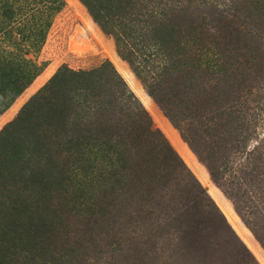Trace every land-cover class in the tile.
<instances>
[{
	"label": "rangeland",
	"instance_id": "rangeland-1",
	"mask_svg": "<svg viewBox=\"0 0 264 264\" xmlns=\"http://www.w3.org/2000/svg\"><path fill=\"white\" fill-rule=\"evenodd\" d=\"M147 5L167 10V16L150 22L144 18L142 24L151 23L152 27L147 35L138 36L139 27L132 23L139 24L141 16L127 27L124 18L142 15L141 8ZM105 6L113 10L104 13L102 28L80 0H65V7L52 19L46 43L37 54L28 56L44 70L21 99L17 98L0 116V132L62 68L90 71L110 63L138 100L131 102L133 106H144L152 122L150 131L159 137L163 148L127 150L120 158L117 150H109L102 157L99 150L86 161L82 159L93 167L92 179L107 185L104 201L115 197L117 206L111 211L91 209L85 203L86 195L81 198L86 205H74L76 195L85 194L87 189L74 185L71 193L63 195L55 185V198L47 192L49 197L39 198L44 207L61 211L59 214L58 209L57 217L46 222L58 227L47 224L42 229L48 239L43 243L53 254H48V260L39 256L34 264H189L186 258L190 256L196 264H264V0H110ZM120 6L126 11L119 13ZM164 35L168 45L162 55L160 36ZM251 49L260 62L258 76L253 75L254 69L246 70ZM186 58L198 60L189 68ZM173 63L195 68L196 77L201 76L200 84L214 85L217 91L209 88L208 96L201 95L192 106L187 95L189 83L182 93L177 84L185 78L178 82L168 76ZM48 71L52 75L37 85ZM241 86L242 97L236 94ZM149 91H154L161 103ZM231 91L236 98L228 95ZM182 100L188 104H182ZM241 100L249 103L243 110ZM237 107L242 115L230 118ZM109 124L116 126L111 121ZM127 126L136 130L131 124ZM125 130L120 134L130 136L133 132ZM74 150H66L69 159L76 156ZM234 152L240 155L238 161ZM106 160L115 163L108 165ZM141 163L149 166L141 168ZM246 167L251 173L254 168V175ZM86 174L79 177L85 180ZM135 181L138 190L132 188ZM19 194L29 205L37 200L38 191L22 186ZM188 212L190 216L184 215ZM223 217L250 247L255 262L245 256L239 262L231 246L221 251L217 247L203 255L199 244L186 240L197 231L191 230L189 236L180 234L182 225L193 218L201 226L199 230H208L203 233L206 238L227 239ZM244 233L253 239L257 251ZM26 264H32L31 260Z\"/></svg>",
	"mask_w": 264,
	"mask_h": 264
},
{
	"label": "trees",
	"instance_id": "trees-1",
	"mask_svg": "<svg viewBox=\"0 0 264 264\" xmlns=\"http://www.w3.org/2000/svg\"><path fill=\"white\" fill-rule=\"evenodd\" d=\"M80 1L88 9L94 21L105 28L104 13L112 9L106 7L105 2L110 0ZM64 7L65 0H0V47L5 45L0 48V116L17 98L24 94L44 70L43 66H39L28 56L37 54L41 50L46 43L48 29L51 27L54 15L60 13ZM136 8L138 9L137 6ZM120 10L121 12L122 10L126 11V8L120 6L119 13ZM141 11H143L140 13L142 15L134 13V17L128 15L124 18L127 27L131 25V20L132 22L137 21L138 16H141V26L140 23H132L134 27H139L136 29L138 36L150 33L152 24L147 22L149 25H144L143 21L150 22V20L164 19L167 16V10L166 12L159 11L156 6H143ZM27 25L29 26L27 27ZM28 31L30 34H26ZM17 36L20 38H15ZM160 42L162 43L159 52L161 51L162 55L166 54L167 50H163L168 45L165 35L160 36ZM6 45L15 48L10 50ZM186 59L190 60L189 68L195 64V60H198L197 58ZM247 62L249 66L246 70L254 69L253 75L256 76L261 74V67L258 65L260 62L256 61L255 50L251 49L248 52ZM252 64L255 67H250ZM187 67L186 63H173L168 71V76L178 82H180V78H185V82L177 84L180 87L178 90L185 93V84L189 83L187 95L191 96V101L188 102L193 106L195 105L194 100H198L201 95L208 96L209 88L212 92L217 90L214 85L200 84L201 76L196 77V69ZM173 72L174 74H172ZM51 75V71H48L39 79L37 85L44 83ZM167 81L169 78H164L165 84L168 85ZM33 90L35 88L29 92ZM128 90L124 80L110 63L90 71H76L64 67L37 94L30 98L20 116L0 132V264H26L29 260L34 264L39 256L42 257V260L43 256L48 260L53 254L43 243L48 239L43 237L42 229H45L47 221L52 217H57L58 209L59 214L61 211L56 207H44L39 198L43 196L44 198L49 196L55 198L57 196L55 185L62 189L63 195L71 193L70 190L74 185L79 189H87L85 194L76 195V202L79 203L72 202V204L77 206H84L87 202L91 209L101 208L104 211H111L112 207L116 205L115 197H112L110 202L104 201L103 194L107 192L105 190L107 185H104L102 181L92 179L91 174L95 171L91 165L86 164V166L85 162L81 161L82 159L86 161L90 155L99 150L101 157L108 154L109 150H117L116 153L120 158L127 150L163 148L159 137L150 131L149 124L152 122H150V117L144 106L138 103V107H134L131 102L138 100L133 92ZM243 91L244 88L241 86L236 90V94H241L240 97H242ZM149 94L160 102L155 97L154 91H149ZM228 95L232 98L235 96V91L229 92ZM146 100L149 101L147 98ZM126 101H130V103ZM144 102L146 104L145 99ZM202 103L207 105L206 102ZM182 104L188 103L182 100ZM241 105L243 110V106L247 107L249 103L242 101ZM241 115L237 107L230 113V118L237 117L239 119ZM110 121L116 126L111 127ZM128 124L135 126L136 130H131V127L129 129ZM120 125H124V127L121 129ZM125 128L128 131H133L130 134L132 137L121 135V130ZM146 140L147 143L144 146ZM69 148L75 149L76 156L74 157L72 154L73 159H69L70 155L66 152ZM51 152H54L52 157H50ZM233 155L234 160L238 161L239 153L236 156L234 152ZM1 158L4 160L2 161ZM146 159L148 157L144 161ZM1 161L5 163L3 164ZM114 161L106 160L104 162L109 165L110 163L114 164ZM141 164V168L149 166ZM190 165L193 167L192 162ZM253 169L251 173L250 169L245 168L250 175H254ZM112 170L116 171L115 168ZM83 172L87 173L85 180L79 177ZM88 176H90V180L87 179ZM120 179L117 178V181ZM22 186L26 189H37V200L31 201L27 205L26 200L21 199L22 196L19 194ZM133 186V189L138 190L139 183L135 181ZM204 191V189H200V192ZM84 195L87 196L85 203L81 201ZM170 197L175 198L173 194ZM118 198L120 197L118 196ZM169 201L172 202L171 199ZM124 202L126 201L124 200ZM45 210L48 211L45 212ZM49 211L52 212L49 213ZM34 213L37 214V218ZM184 215L190 216L189 212ZM222 220L229 234L227 239L212 240L211 236L206 238L203 233L208 230L204 228L199 230L201 226L193 218L190 222L182 225L184 230L180 229L179 231L180 234L188 236L191 230L197 231V235H193L192 232L186 240H190L189 243L192 244H199L204 251L203 255L206 251H214L217 247H221L218 250L221 251V249L231 246L239 262L244 259V256L255 262L250 247L232 229L226 218L223 217ZM166 223L171 224L167 221ZM47 226L58 227L52 223ZM244 235L257 251L253 239L245 233ZM254 235L256 238L258 237L257 232ZM208 256V254L205 255V257ZM186 259L189 264H196L194 257L190 256Z\"/></svg>",
	"mask_w": 264,
	"mask_h": 264
}]
</instances>
